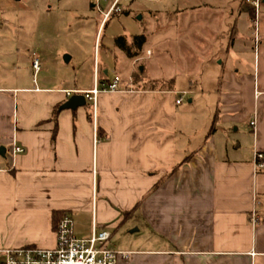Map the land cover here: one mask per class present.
<instances>
[{
    "label": "crops",
    "instance_id": "obj_1",
    "mask_svg": "<svg viewBox=\"0 0 264 264\" xmlns=\"http://www.w3.org/2000/svg\"><path fill=\"white\" fill-rule=\"evenodd\" d=\"M127 1V8L119 2L118 13L134 14L139 32L115 40L122 36L127 46L136 35L146 40L133 57L115 41L126 58L115 63L113 78L107 67L101 77L94 62L90 84L0 86V146L6 147L0 155V250L54 247L58 213L73 217L79 236H89L94 224L108 230L109 246L130 252L117 264H264V168L254 166L255 152H264V17L252 62L238 35L245 11L254 21L250 4L193 8V73L214 115L209 133L191 148L175 78L163 69L161 75L143 73L156 68L157 51L166 57L190 37V19L169 1L146 0L163 5L139 9L137 0ZM117 78L119 90L98 95L96 123L92 101L60 109L71 96L67 90L106 87ZM172 79V88L161 87ZM232 137L237 144H230ZM246 138L250 147L242 151ZM13 142L24 151L13 155Z\"/></svg>",
    "mask_w": 264,
    "mask_h": 264
},
{
    "label": "rangeland",
    "instance_id": "obj_2",
    "mask_svg": "<svg viewBox=\"0 0 264 264\" xmlns=\"http://www.w3.org/2000/svg\"><path fill=\"white\" fill-rule=\"evenodd\" d=\"M115 1L113 0L111 5V0H108L93 6L92 0H0V86L33 84L35 81H39L41 85L58 87L90 84L93 82L94 62L101 66V77L104 76L103 70L107 67L110 77L113 78L115 63L120 58H126L114 46L115 36L126 34L129 37L139 32L140 27L134 14L128 16L125 13H118L121 0L117 1L111 16L107 17L100 26L104 12L109 5L110 9ZM164 1H169L167 5L175 3L184 12V20L190 19L188 30L190 37H186L184 43H180L172 54L166 57L157 51V60L154 62L157 63L156 68L148 69L143 73L146 77L153 71L154 75H161L163 69L175 78V89L179 93L178 96H182L183 101L181 116L186 122L185 141L194 148L199 144L200 138L204 139L209 133L211 116L214 112L207 106H210L209 98L206 94H202V87L198 85L197 80L195 81L197 77L193 73L191 41L193 8L200 3L209 2L212 6L225 9L226 3L232 0ZM245 1L253 9L254 21L245 11L238 20V35L243 36V41L248 43V52L253 62L254 55L258 58L259 42L263 38L261 21L264 17V4H261L262 8L256 13L251 5L253 0ZM129 2L122 0L121 3L127 8ZM139 5L154 8L163 4L137 0L135 7L139 9ZM66 56L71 57L70 61L65 60ZM35 58H39L40 61L38 70L33 65ZM165 58L168 60L166 66ZM143 63L146 64V61ZM184 91L186 94H183ZM190 99L193 101L190 102ZM231 133L233 137L241 134V132ZM233 137L230 138L231 145L237 144ZM242 143V151L248 150L250 140L246 138Z\"/></svg>",
    "mask_w": 264,
    "mask_h": 264
},
{
    "label": "built area",
    "instance_id": "obj_3",
    "mask_svg": "<svg viewBox=\"0 0 264 264\" xmlns=\"http://www.w3.org/2000/svg\"><path fill=\"white\" fill-rule=\"evenodd\" d=\"M95 6H98L105 0H92ZM104 12L105 19L111 14L116 3ZM256 13H258L260 0L251 1ZM33 65L36 70L40 68L39 58L33 60ZM119 90V79H115L106 87H100L97 83L94 88L88 91L81 92L86 99L92 101L94 109L96 108L98 95L101 91ZM70 96L76 91H66ZM186 94V92H183ZM182 96L176 102L181 103ZM94 121L96 123V109L93 113ZM255 128V120L251 122ZM24 148L13 142L12 153L16 155L22 153ZM255 169L264 168V152H255ZM254 220V218H253ZM56 245L52 248H44L38 245H25L6 247L0 250L2 259L0 264H117L120 259H128L129 251L115 249L109 246L111 233L102 228L98 229L96 224L93 225L92 233L89 236H79L74 231V221L70 214H64L55 228Z\"/></svg>",
    "mask_w": 264,
    "mask_h": 264
},
{
    "label": "trees",
    "instance_id": "obj_4",
    "mask_svg": "<svg viewBox=\"0 0 264 264\" xmlns=\"http://www.w3.org/2000/svg\"><path fill=\"white\" fill-rule=\"evenodd\" d=\"M145 40H146L145 35H136V36H134V39H133V43H132V45H131V46H130V45L127 46V45L125 44L124 38L121 36V37H117V38H116V44H117L119 47H121L123 50H125L126 53H127L130 57H133V56L137 55V53L139 52V49L141 48V46H142V44L145 42ZM132 49H134L135 52H132ZM173 81H174L173 79L170 80V82H168V84H167L166 86L162 83V84H161V87H169V88H172V82H173ZM153 84H154V86H156V85H158V82H157V81H154ZM108 85H109V84H108ZM108 85H107V86H108ZM58 112H59V105L56 106V108H55L54 111H53V115H52V116H53V119H56V117H57V115H58ZM188 159H189V156H187V157L185 158L184 161H182L181 163L177 164V165L174 167L173 171L176 170V169H177L182 163H185L186 161H188ZM173 171H171L170 174H171ZM138 206H139V204H137V205H136L131 211H127V212H125V213H124V216H125V217L130 216V215L132 214V212H134V211L138 208ZM62 216H63V215L58 214V213H55V214H54V216H53V224H54L55 228H56L57 223L59 222V220L61 219Z\"/></svg>",
    "mask_w": 264,
    "mask_h": 264
},
{
    "label": "water",
    "instance_id": "obj_5",
    "mask_svg": "<svg viewBox=\"0 0 264 264\" xmlns=\"http://www.w3.org/2000/svg\"><path fill=\"white\" fill-rule=\"evenodd\" d=\"M141 18V16H140ZM69 56H66L65 60L68 62ZM87 104V99L82 93L72 94L63 104H61L60 109H77L80 106H85ZM6 147L0 146V155H5Z\"/></svg>",
    "mask_w": 264,
    "mask_h": 264
}]
</instances>
